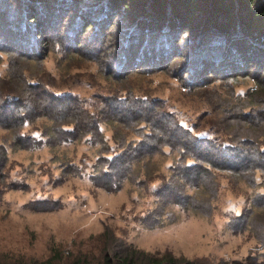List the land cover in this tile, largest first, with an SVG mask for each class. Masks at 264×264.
Instances as JSON below:
<instances>
[{
  "label": "rangeland",
  "instance_id": "obj_1",
  "mask_svg": "<svg viewBox=\"0 0 264 264\" xmlns=\"http://www.w3.org/2000/svg\"><path fill=\"white\" fill-rule=\"evenodd\" d=\"M52 14L48 24L55 22V10ZM170 15L169 12L162 15L160 28ZM118 20L117 17L109 29L110 47L117 42L116 34L121 30ZM169 20L168 25H177ZM87 25L86 22L83 26L86 29L82 27L80 31L83 38L94 32V25ZM177 28L174 35L186 32L182 42L175 46L184 45L187 53L191 46L189 30L179 25ZM40 32L35 36L42 40ZM66 34L70 30H63V35ZM27 37L31 40L30 35L24 39ZM58 39L67 46L66 40L59 36ZM23 43L25 49L32 46L28 44L31 41L23 40ZM83 44V41L79 45L72 43L74 47L66 57L58 50L42 48L40 57H31L28 61L35 60L26 63L29 65L26 79L48 85L59 96L78 98L95 117H99L103 98L123 96L126 89L130 90L137 97L161 101L182 126L216 144L232 140L237 125L234 123L229 129L226 125L242 110L238 112L236 108L242 102L248 103L240 99L255 88L254 78L259 75L264 78L262 46L249 38L236 41L223 62L218 65L217 59L215 64L207 63L204 70L203 65L199 66L202 61H192L193 54L188 59L186 55L177 58L171 66L166 62L154 67L141 64L143 57L155 62L166 58L164 45L160 50L155 48L156 43L152 55L143 52L142 45L130 63L132 72L123 79L115 76L116 65L111 71L103 64L102 59L111 61V58L106 56L109 52L100 54L101 45H93V49L89 46L91 50H88ZM19 48L25 51L23 45ZM8 66L9 58L5 54L0 61L3 80L0 98L25 99L27 93L12 84ZM230 70H234V84L229 82L232 78H226ZM192 75L199 76L198 87L182 86L179 80L190 82ZM251 109L248 106L245 112ZM129 117L122 122H105L99 117L98 135L59 143L51 142L54 126L44 117L25 125L23 144L14 145L13 132L0 127V148L4 147L7 154V160L0 156V264H40L48 259H54V264H64L79 254L96 260L100 254V235L106 231L137 249L157 254L165 263L177 259L182 263L224 264L244 261L251 255L262 260V232L248 225L258 223L257 215L264 210L260 205L258 209L255 206L264 202L259 196L264 195V173H251L249 178L248 167L236 176L234 171L213 166V180H205L207 188L194 187L190 183L193 179L186 175L184 180L181 176L173 178V167L181 156L167 146L136 161L128 179L113 185L104 175L110 164L108 159L122 151L129 154L130 160L137 159L131 156L136 153L129 148L138 147L147 132L143 126L138 130L132 128ZM30 142L33 146L26 148L25 143ZM259 142L264 150V136ZM207 156L216 159L215 162L226 158L223 153ZM184 163L196 164L191 157L184 159ZM114 173L119 174L116 167Z\"/></svg>",
  "mask_w": 264,
  "mask_h": 264
},
{
  "label": "trees",
  "instance_id": "obj_2",
  "mask_svg": "<svg viewBox=\"0 0 264 264\" xmlns=\"http://www.w3.org/2000/svg\"><path fill=\"white\" fill-rule=\"evenodd\" d=\"M54 10L55 22L48 24L47 20H51ZM165 12L171 15L160 28V18ZM117 17L121 30L119 34H116L117 42L111 43L112 47H110L108 39L112 33L109 29L113 27ZM35 18L38 21L30 20ZM168 20L176 22L177 25H168ZM86 22L88 27L94 25V32L90 37L83 38L80 31ZM109 23L111 27L108 26ZM178 25L189 30L188 39L191 46L188 47L187 53L183 49L184 45H178L177 48L175 46L182 42L186 32L174 35ZM105 26H108L107 29ZM0 27H4L3 30L0 29V61L5 54L8 56V75L12 79V84H16L19 89L27 93V97L22 100L20 96L12 100L0 98V127L13 132L14 145L19 142L23 144L26 141L22 130L28 122L39 117L51 120L54 126L51 128V142L59 143L78 140L87 135H98L100 133L99 117L105 122H122V119L125 120L130 116L129 122L132 128L138 130L140 126H143L147 132L142 135L138 147L129 148L136 153L131 156H137L135 157L137 159L130 160L129 154L123 151L117 153L112 160L108 159L110 164L104 175L107 182L113 185L128 179L136 161L155 155L167 146L178 151L181 156L180 162L173 167V178L181 176L184 180L186 175L195 181V183L190 181L194 187L207 188L205 180H213L211 177L213 166L234 171L236 176L238 173L243 174L244 170H247L246 167H248L246 175L248 177L249 174L258 171L264 173V150L259 142L264 136V78L260 75L254 78L255 88L249 92L250 94L247 93L240 99V102L247 100L248 103L242 102L240 108H236L238 112L242 110L226 125L227 129L234 123L237 125L232 140H228L227 144H216L214 140L193 134L190 129L180 124L175 115L167 110L161 101L137 97L130 90L126 89L127 93L123 96L103 98L99 117H95L78 98L62 97L52 93L48 85L27 80L25 75V70L29 67L26 63L35 60L28 61L29 58L38 57L43 51L50 50H58L63 57L64 55L66 57L67 53L73 49V45L82 44V41L83 48L91 50L89 46L93 49V45H101L98 47L101 55L109 52L106 56L111 58V61L102 59L103 64L111 71L116 65L115 76L119 77L118 79H123L132 72L130 63L135 59L136 49L142 45L143 52L149 51V55L155 51L152 49L156 43L158 44L156 49L164 45L166 58L155 62L143 57L141 62L139 60L141 64L154 67L155 64L166 62L167 66H171L177 58H183L186 55L188 59L193 54L192 61L194 59L202 61L203 64L199 66L203 65V70L207 63L215 64L217 59L218 65L223 62L231 46L238 40L249 38L254 43L260 44L261 51L264 52V0H0ZM17 29L20 30L17 31ZM83 29L86 28L83 27ZM38 30L39 32L41 30L42 40L35 36L37 33L39 35ZM63 30L66 32L70 30V34L63 35ZM29 35L31 40L29 37L24 39ZM58 36L67 41L66 47ZM23 40L31 41L32 44H28L32 46L25 49ZM21 45L25 51L19 48ZM177 49L181 50L182 54L177 53ZM196 70H200L199 67ZM233 71H228L226 76L228 80L232 78V81H229L232 84L236 80ZM210 74L211 71H208V75ZM198 77L192 75L190 82L179 81L185 88H195L199 85ZM200 78H203V75ZM2 81L0 75V84ZM0 91L3 92L2 88ZM248 106H252V114L245 112ZM66 127H72V129H65ZM44 135L48 136L46 133ZM25 144L26 148L33 146L31 142ZM216 153H223L226 158L215 162L216 159L212 160L214 158L207 156ZM0 156L7 160L6 149L2 146ZM189 157L196 162L195 165L189 166L184 163V159ZM115 167L119 174L114 173ZM191 174L195 176L192 178ZM259 196L264 200V195ZM180 204L183 207L188 206L187 203ZM259 205L264 209V202L257 203L255 205L257 209ZM262 211L263 213L257 215L258 223H251L248 226L258 228L262 232L260 246L264 251V223H261L264 210ZM155 225L156 222L153 226ZM99 244L100 254L96 260H88V256L79 254L64 264H200L191 261L182 263V260L177 259L165 263L157 254L137 249L109 231L100 235ZM262 257L261 260L259 256L251 255L244 261L224 264H264V253ZM40 264H54V259H48Z\"/></svg>",
  "mask_w": 264,
  "mask_h": 264
}]
</instances>
